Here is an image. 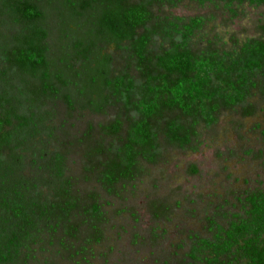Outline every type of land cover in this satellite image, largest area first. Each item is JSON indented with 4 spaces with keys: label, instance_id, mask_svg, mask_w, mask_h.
I'll return each mask as SVG.
<instances>
[{
    "label": "trees",
    "instance_id": "obj_1",
    "mask_svg": "<svg viewBox=\"0 0 264 264\" xmlns=\"http://www.w3.org/2000/svg\"><path fill=\"white\" fill-rule=\"evenodd\" d=\"M179 1L0 0V264L34 263L35 248L55 241L69 253L83 234L85 252L103 240L107 214L82 180L95 177L112 194L142 176L143 163L157 164L161 135L168 147L186 150L201 120L211 126L238 106L252 114L246 101L264 83V23L259 38L235 51H194L204 20L161 15ZM217 1L264 7V0ZM108 49L128 55L120 74ZM59 106L69 119L58 121ZM117 106L127 128L122 116L77 133L68 125L75 114ZM175 112L190 124L168 118ZM75 152L76 175L68 159ZM246 205L247 217L220 228L215 244L201 240V259L194 253L189 264H264V195ZM152 207L157 217L167 211Z\"/></svg>",
    "mask_w": 264,
    "mask_h": 264
},
{
    "label": "rangeland",
    "instance_id": "obj_2",
    "mask_svg": "<svg viewBox=\"0 0 264 264\" xmlns=\"http://www.w3.org/2000/svg\"><path fill=\"white\" fill-rule=\"evenodd\" d=\"M161 15L171 20L184 19L186 24L190 19H203L204 27L191 40L192 49L198 52L210 47L235 51L238 44L259 38V27L264 23L263 6L234 3L229 7L217 0L204 4L180 0L174 7L162 9ZM106 52L114 56V72L124 71L127 53L113 49ZM263 87L264 83L260 84L246 101V107H254L252 114L238 106L223 109L211 126L201 120L196 127L197 136L186 150L168 147L161 135L162 150L157 164L143 163L142 176L117 186L114 193L104 190L95 177L86 183L82 180L83 189L98 192L102 198L107 214L103 240L80 253L79 247L86 241L84 234L70 243L69 253L59 247L58 241L47 244L45 249L37 246L35 261L38 264L193 263L195 250H201V240L215 244L220 228L227 231L231 223L247 217L250 210L247 198L264 195ZM57 112L59 122L67 120L62 106L57 107ZM121 116L127 128L129 118L120 106L111 107L105 115L75 114L68 125L77 133L89 124L106 126ZM168 118L190 124L189 119L176 112ZM110 142L107 140L106 144ZM68 159L71 174L82 172L81 156L77 152L70 153ZM192 167L197 169L196 174L191 172ZM154 202L167 208L165 215H155ZM203 253L206 256L210 252ZM197 255L201 259V253ZM224 260L226 256L221 257Z\"/></svg>",
    "mask_w": 264,
    "mask_h": 264
}]
</instances>
